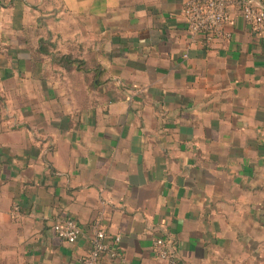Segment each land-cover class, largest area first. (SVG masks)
I'll return each instance as SVG.
<instances>
[{
	"label": "crops",
	"instance_id": "0c3cea01",
	"mask_svg": "<svg viewBox=\"0 0 264 264\" xmlns=\"http://www.w3.org/2000/svg\"><path fill=\"white\" fill-rule=\"evenodd\" d=\"M184 1L0 0V264H82L99 215L98 264H264V32Z\"/></svg>",
	"mask_w": 264,
	"mask_h": 264
},
{
	"label": "built area",
	"instance_id": "2783aa9c",
	"mask_svg": "<svg viewBox=\"0 0 264 264\" xmlns=\"http://www.w3.org/2000/svg\"><path fill=\"white\" fill-rule=\"evenodd\" d=\"M235 4L253 32H264V7L255 0H185L184 15L186 28L191 37L201 36V44L205 47L219 37H229L224 30L229 20V9ZM102 216H97L91 223L90 249L82 258V264H98L101 256L108 253L112 258H120L121 244L119 235H109L103 229ZM52 229L56 236L67 242L75 243L81 230L72 217L56 219ZM152 254L166 264H181L176 256V247L169 239L155 238Z\"/></svg>",
	"mask_w": 264,
	"mask_h": 264
},
{
	"label": "trees",
	"instance_id": "16d2710c",
	"mask_svg": "<svg viewBox=\"0 0 264 264\" xmlns=\"http://www.w3.org/2000/svg\"><path fill=\"white\" fill-rule=\"evenodd\" d=\"M62 60H63V61H66V62H68V61H69V59H62ZM62 60H61V61H62Z\"/></svg>",
	"mask_w": 264,
	"mask_h": 264
}]
</instances>
